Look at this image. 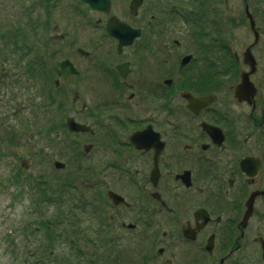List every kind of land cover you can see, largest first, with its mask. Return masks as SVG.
Here are the masks:
<instances>
[{
  "label": "flooded vegetation",
  "instance_id": "1",
  "mask_svg": "<svg viewBox=\"0 0 264 264\" xmlns=\"http://www.w3.org/2000/svg\"><path fill=\"white\" fill-rule=\"evenodd\" d=\"M226 1L142 0L143 21L116 16L139 29L121 46L108 31L115 15L85 2L103 14L84 24L89 34L29 20L28 31L18 33L27 49L20 56L24 73L43 93L60 94L59 130L94 140L82 146L71 140L76 156L81 147L85 154L95 150L97 164L65 174L52 202L76 200L69 224L83 215L115 240L145 237L132 264H264V24L247 2V24H232L219 7ZM138 9L132 13L129 3L131 15ZM40 41L50 53H38ZM76 42L86 48L73 50ZM243 77L253 96H237ZM69 99L80 104L79 114L70 113ZM71 118L87 129L72 130ZM13 136L8 143L16 145ZM6 151L0 149V160ZM105 243L101 248L111 250L96 264H128L118 241Z\"/></svg>",
  "mask_w": 264,
  "mask_h": 264
},
{
  "label": "rangeland",
  "instance_id": "2",
  "mask_svg": "<svg viewBox=\"0 0 264 264\" xmlns=\"http://www.w3.org/2000/svg\"><path fill=\"white\" fill-rule=\"evenodd\" d=\"M40 1L0 0V149L9 150L6 151V161L0 160V264H35L36 259L46 257V254L37 253L35 256L32 254L33 251L37 252L40 248L42 251L43 245L48 241H54L56 248L53 254L59 257L60 261L56 262L52 254L50 261H46L45 264H64L67 259L69 264L72 257H75L72 259L75 262L71 264H77L78 260V264H90L92 261L96 264L102 251H107L105 254H108L111 250V248L105 250L107 247L101 248L102 243L106 242L108 247H113L117 241L120 254L126 256L128 264H132L134 261L128 260L133 259L134 255L137 257L136 251L143 246L142 241L146 239L145 237L127 233L115 240L114 237L98 231L99 220L83 215L74 216L69 224L67 213L70 207L75 206L76 200L52 202L57 197H55L57 192L53 189L59 188V181L64 179L65 174L74 171L80 164H97L95 150L91 149L85 154L81 147L80 156H76L74 148L69 145L71 140L78 141L81 146L94 140L90 141L85 136L63 133L59 130L61 121L57 113L63 108L60 107L62 104L59 106L57 100L60 94L53 96L54 94L48 92L43 93L42 89L33 85L32 76L24 73L20 59L21 53L27 51L26 44L17 38L21 29L28 31L23 26L28 24L27 20L34 24H71L73 35L76 28L81 29V33L86 31L89 34L88 27L84 24L88 21L93 23L98 17L102 18L103 14L90 9L81 0H43L42 6L39 4ZM130 1L111 0L109 15H115L132 24L143 21L145 7H139L138 15L135 17L129 12ZM246 2L254 13L256 8L262 13L257 21L258 24H264V0H227L226 4L224 3L227 8L223 3L219 4V7L223 16L226 14L231 17L232 24H247L244 16ZM77 46L84 47V44L76 42L72 46L73 50ZM50 51L51 49L48 46L44 47L40 41L38 53L43 56ZM80 59L78 56V60ZM48 102L51 105L47 106ZM66 104L72 108L70 113L76 110L79 114L78 102L74 104L69 99ZM65 112L68 110L62 111ZM53 119L55 122L53 127L56 129L51 130ZM49 132L51 137L56 138L54 142L47 137ZM10 133L14 134L11 142L16 141V145L8 143ZM55 133L59 135L53 136ZM65 137L68 139L67 142ZM52 143L55 145L52 146ZM54 160L65 162L66 167L55 168ZM22 162L27 166L26 169L20 167ZM16 173H20L21 178L19 176L16 179ZM53 175H58V179L54 180ZM67 197L68 194L64 198L65 201ZM40 220L47 221L48 228L51 233L53 232L51 234L53 239L44 238L43 233L47 227H40L38 224ZM72 226L83 230V234L80 231L72 232ZM36 228L37 232H34ZM75 246L83 250L75 249ZM130 253L132 255H129Z\"/></svg>",
  "mask_w": 264,
  "mask_h": 264
},
{
  "label": "water",
  "instance_id": "3",
  "mask_svg": "<svg viewBox=\"0 0 264 264\" xmlns=\"http://www.w3.org/2000/svg\"><path fill=\"white\" fill-rule=\"evenodd\" d=\"M82 2L87 3L94 9L109 11L111 7V0H81ZM142 4V0H131L130 2V11L132 13H137L138 7ZM247 16L251 20V23L254 24V19L247 9ZM108 31L119 39V46L123 44L131 43L132 39L139 35V29H133L126 22L119 20L116 16H112L108 22ZM247 63H252V56L246 57ZM73 70V69H72ZM74 71V70H73ZM248 85V88H247ZM251 88V89H250ZM255 89L253 84L246 78L243 77L242 82L238 85L236 94L238 97L245 98L246 95L253 96ZM68 126L75 131H84L87 129L86 126L79 124L73 120L69 119ZM60 164L59 162H56Z\"/></svg>",
  "mask_w": 264,
  "mask_h": 264
},
{
  "label": "trees",
  "instance_id": "4",
  "mask_svg": "<svg viewBox=\"0 0 264 264\" xmlns=\"http://www.w3.org/2000/svg\"><path fill=\"white\" fill-rule=\"evenodd\" d=\"M42 1L43 0H41L40 2H39V4L42 6V5H44V4H42ZM45 6H46V4H45ZM7 41H9L10 42V40L8 39ZM15 42V41H14ZM16 179H18V177L16 178ZM13 183H15V182H13ZM38 224L40 225V227H44L45 228V226L47 227L45 230H44V233H43V236H44V238H47V239H51L52 238V233H51V231H50V229L48 228V224H47V221L46 220H40L39 222H38ZM37 232V228L36 229H34V232ZM46 239V240H47ZM53 239V238H52ZM54 239L56 240V237L54 236ZM48 241V240H47ZM53 246H54V241L53 242H51V241H48V242H46L44 245H43V250L41 251V248H40V250L39 251H33V255H35V254H39V253H45L46 255V257H41V258H39V259H36V261H35V264H45L46 263V261H50V258H51V256H52V254H53V252L52 251H54V249H53ZM36 256V255H35ZM53 256L55 257V260H56V262L57 261H60V258L59 257H57V256H55L54 254H53ZM62 258V257H61ZM65 259V258H64ZM71 259H75V257H72ZM61 261L62 262H64L63 261V259H61ZM73 262H75V261H72V263ZM78 262H79V260H78ZM78 262H77V264H78ZM59 264H61V263H59ZM92 264H95L93 261H92Z\"/></svg>",
  "mask_w": 264,
  "mask_h": 264
}]
</instances>
